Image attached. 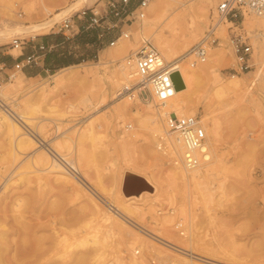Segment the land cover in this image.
I'll use <instances>...</instances> for the list:
<instances>
[{
	"label": "rangeland",
	"instance_id": "1",
	"mask_svg": "<svg viewBox=\"0 0 264 264\" xmlns=\"http://www.w3.org/2000/svg\"><path fill=\"white\" fill-rule=\"evenodd\" d=\"M73 1L0 0V30L45 21ZM204 1L207 0H153L155 5L146 9L144 22L125 23L114 18L116 25L101 38L98 37L104 32L101 28H88L69 40L55 33L63 19L73 16L76 21L81 9H94L98 16L105 13L107 0H86L45 32L9 33L0 38V50L14 56L20 49L13 48V38H18L24 48L34 36L58 40L49 66L15 71L14 61L0 65V92L5 96L0 97L3 101L0 104H5L0 106V113L19 128L18 132L7 133L0 123V215L8 214V225L16 224L12 216L18 212L15 213L16 197H26L25 208L20 207L25 220L30 224L37 219L44 222L36 228V235L50 236L51 221L56 219L63 224L66 235V238L62 235L63 243L67 246L76 242L75 238L67 237L68 233L77 234L83 223L92 219L96 235L106 243L104 260L120 258L126 262L129 256H134L142 258V264H264V51L258 49L246 24V20L259 16L244 12L234 20L227 19L223 24L226 37L221 38L217 30L213 35L218 39L212 46L225 52L215 74L210 72L197 78L189 73L190 85L184 101L189 107L193 105L192 114L201 117L206 135L218 148L216 160L211 164H204L207 160L202 162V168L197 170L207 172L202 176L196 172L193 181L191 172L188 182L169 180L174 165L169 156L157 149L162 133L153 138L146 117L149 111L160 125L153 102L121 99L123 96L109 100L103 91L104 80L119 74V64L137 48L142 35L154 45L152 32L168 35L171 48L170 59L164 57L166 61L187 53L215 22L217 0H211L206 15L196 7ZM27 6L34 8L33 14L25 12ZM189 21L195 23L196 30H185ZM121 30L130 33L127 39L134 45L114 52L116 42L109 45L108 41ZM236 33L251 44L244 62L238 59L240 54L232 44ZM263 36L260 35L264 43ZM211 54L210 48L203 63L209 61ZM189 60L181 66L189 68ZM198 66L192 67L197 71ZM190 68L188 72H193ZM231 75L242 81L240 91L215 93L218 80H231ZM16 79L18 84L13 83ZM123 83L124 79H118L119 85ZM123 101L127 103L122 109ZM212 125H216V134L212 133ZM207 150L210 161L213 152ZM52 160L65 169L59 171L52 166ZM127 170L141 176L144 173L158 184L155 196L147 194L140 200H126L119 182L122 172ZM107 200L120 207L127 202L125 206L130 209L118 211L110 206L111 209L105 204ZM129 201L135 204L132 206ZM100 206L109 216L105 220L100 218ZM11 237L16 240L19 233ZM53 257L50 259L48 254L42 263L66 264Z\"/></svg>",
	"mask_w": 264,
	"mask_h": 264
},
{
	"label": "bare ground",
	"instance_id": "2",
	"mask_svg": "<svg viewBox=\"0 0 264 264\" xmlns=\"http://www.w3.org/2000/svg\"><path fill=\"white\" fill-rule=\"evenodd\" d=\"M85 1L86 0H74L71 4H69L68 6L62 8L56 14H54L53 16H51L50 18H48L45 21L38 22V23H33V24L17 25V26H14V27L2 29V30H0V38H3L4 37V34H9V33H24V34L25 33H33L34 34V33H38V32H45L51 26H53L56 22H58L62 17H64L68 13H70L74 8L78 7L79 5L84 4ZM154 5H155V3L154 2H151L150 5L147 7L148 10H150ZM196 5H197V2H196ZM210 5H211V0H207V1H204L203 3H199V5H197L196 7H197L198 11L201 12V14L202 13L204 14L205 12H207L206 10L208 9V7ZM44 8H45V6H44ZM45 9H47V8H45ZM33 11H34V8H32V6H27V8L25 9V12L27 14L32 13ZM194 11H195V9H194ZM205 15H206V13H205ZM256 16H259V17L258 18H253V19L246 20V24L248 25V27L252 31L250 33L252 35V38H253L256 46L258 47V49L261 52H263L264 51V43L261 40L260 35L261 34L264 35V15H256ZM145 19L146 18L142 19L143 22H144ZM224 22H227V20H221V21L218 20L216 22V29H215V30L218 31L219 35L223 39L226 37L224 35V25H223ZM188 23L189 24L186 26V29H185L187 32H191L192 30H196L197 29V26L195 25V23H193V25L190 24V21ZM172 31H174V29ZM214 32H216V31H214ZM152 34L155 35V39L154 40L156 41V45L159 46L160 53L163 56V58L164 57H166V58L169 57V59H170V53H169V51H170L171 45H170V39L168 38V35L166 33L156 34L155 32H152ZM130 45H134V42L131 39H125V40H120L119 39L116 42V46L112 48V51H114V52H117V51H125L128 48V46H130ZM211 50H212V54H211L212 56H210L209 61L207 63H199V66L197 67L198 69L196 68L197 71L195 70V67L193 68L192 66H189V68L190 67L193 68V72L192 71L188 72V69H189L188 66H186L188 69L186 67H183V65L181 66V63L182 62H186L187 60H189L191 58L190 52L185 53L180 58H176V59H172V60H169L168 61V62H172L173 65H174V68H175L174 69V76H173V81H174V85H175V93H174V96L172 98H170L169 100H167L161 106L158 107V106H156L154 104L155 110L158 113V115L160 117V120H161L160 125L158 124L159 122L156 124V119H155L154 115L152 116L149 111H147V113H146L147 114L146 117H147L149 123L151 124V126H150V132H151L153 138H158V136H159L160 133H162V135H164V131H165L164 118L168 115V112L170 110H173L177 114H180V115L187 114V113H189V114H192L193 113V110L190 109V107L193 106V105L190 104V107H189L188 106V103L184 101V99L187 97L186 96V92H187L188 85H190V84H188V82H189V73H190V75L198 78V75H203V74H207V73H210V72H214L215 71V69L220 65L221 60H222V57H223V54L225 52L223 53V51H221V48H219L216 45L215 46H212L211 47ZM261 55H263V54H261ZM189 62H190V60L188 61V65H190ZM191 68H190V70H191ZM112 74H114V73H112ZM214 74H215V72H214ZM120 78L121 79H124V83L121 84V85L118 84V79H120ZM14 79H15V77H14ZM230 79L231 80H228V81H225V82H223V81L220 82V80H218V84L216 86L215 93H217L219 95L220 94L222 95L223 93H225L228 90H233L235 92H239L240 89H241V87H242L241 86L242 85L241 84L242 81L240 82V79H238V76H236V75H231V78ZM18 80L19 79L14 80L13 83L14 84H18L19 83ZM135 80H136V75H135V72H134L133 67H128V66L125 65L124 62H122L121 64H119V74L115 78H114V76H111L110 75V76H108L106 78V80H104V83H103V86H104L103 87V91H104V93L107 96H109V100H112L113 98H117L119 96L118 95L119 94V89L121 88L122 85H124V84L125 85H128V86L129 85H132L135 82ZM14 88L16 89V87H14ZM3 93L0 92V97L1 98L4 96ZM187 95H188V92H187ZM126 97L127 96H125V97L123 96L122 98L121 97L120 98L121 99H125ZM1 98H0V101L3 102L1 100ZM126 103L127 102H124L123 101V104L121 103L120 108L123 109V106ZM2 105H5V104L3 103ZM2 105L0 104V106H2ZM0 123H3V125L6 127L7 133H10V132L13 133V132H18L19 131L18 126L15 123L9 121L4 116V114H1V113H0ZM212 127H213L212 128V133L213 134H216L217 133L216 125H212ZM162 135L160 134V136H162ZM213 138H214V136H213ZM32 140H34V139H32ZM158 140H159V138H158ZM167 143L175 146V148L178 150V153L179 154L182 153L183 146L179 142H177L176 139L173 136H168L167 137ZM17 144H18V142H17ZM214 145L215 144H213L211 142V140L207 136V140H206V150H207V148H209L210 150L212 149L211 151L213 152V159H211L209 161V158H210L209 153L210 152L208 150V153H207L208 160L206 162L204 161L205 162L204 164H211L212 162H214L216 160V156H217L216 155V151H217L218 148L216 146H214ZM51 159H54V158H51ZM51 164L55 168H59V171L61 169H63L62 166L59 165L54 160H52V163ZM201 166H203V163L200 164L199 166H197L196 168L191 169V170H185V169H183V168H181L179 166H173V168L171 169L170 174L168 175V178H169V180H171V179H173V180L174 179H181V180H185V182H188L186 180H188V178H189V175L188 174L190 172H191L190 173V178L191 179L194 178L197 173L198 174H201V176H202V175H204L207 172L206 170L205 171H202L200 173L197 172V170H199V168ZM53 170H58V169H53ZM140 172H142V171H140ZM144 172H147V171H144ZM65 173H66V171H65ZM61 176H63V175H61ZM142 176L150 184V189L149 190H143V191H141L138 194L124 196V198L126 200H132V201L134 199L140 200V199H142L147 194L150 195V196H153V195L155 196V194L158 192V186H157L158 184L156 185L155 183H153L152 182L153 180L151 181L147 176L144 175V173H143ZM122 179H123V172H122V176H121V179H120V182H119V190L121 189ZM151 179H153V176H152ZM192 181H193V179H192ZM165 182H168V181H165ZM180 182H182V181H180ZM37 192L39 194V191H37ZM31 193L32 192H30L29 194L31 195ZM8 197H10V196H8ZM17 197H16V200L14 201V205L17 208L16 211H15V213L17 211L18 212H17V214H15L16 216L15 215H12L14 217L13 219H15V220H13V219L12 220L13 221H16V224L14 222V224L8 225V219H7L8 214H6L5 212L0 215V264H43L42 263V260L44 262V258L47 257L48 254H50V259H51V255H54V257L57 256L58 259H60L61 261H64L66 264H142V261H143L142 258H137V257H134V256H129L126 262L125 261H122V259H120V258L119 259L117 258V260H110V259L104 260L102 258V255H103V251H104L103 249H104V246H105L106 243L104 242V240H100L99 239V236L96 235V231L97 230L96 229L95 230L93 229L94 227L91 224L92 219H88V221H85V223H83V226L80 228V230H78V231L75 230L76 233H77L75 235H77V236H75V235L71 236V234L69 235V233H68L69 236L67 235V237H69V239L73 237L76 240L75 243H74V241H71V242H73V244L70 243V242H68V243H70V246H67L66 244L63 243L65 241L64 238H66L65 237L66 235L63 234L64 233V230H63L64 227H62V225H63L62 222L61 221H57L56 219H53L51 221V224L53 226L52 227V231L53 232H51V235L50 236H39V235H36V232H37L36 228H39L40 226L44 225V224H42L43 221L40 222V219H39V221L37 219V221H35V223H32V224H30V222L28 223L27 220H25V214L22 211L23 209L20 208L23 205L25 206V204L27 203V202L24 203V200H26L25 199L26 197L25 198H21V197H18L17 198ZM118 198H119V196H118ZM120 198H119V200H120V202H122ZM14 199L15 198H13V200ZM31 199L33 200V198H31ZM13 200L11 202H13ZM5 201H6V199H5ZM132 201H129L131 205H132ZM104 202H105V200H103V203ZM108 203H105L107 205V207L111 208L113 206L118 211H120V209L121 210H124V211H127V210L130 209V207H126L125 206V205L128 206L129 203L127 204V202L124 205L121 204V207L120 206H116V205H119L117 203L115 205L113 203H111L110 201H108ZM14 205H10V206H13L14 207ZM42 206H44V205H42ZM3 207H4V209H6L5 205ZM13 207L10 208V210H12V212L14 210ZM134 208H135V206H134ZM2 210H3V208H2ZM94 210H95V208H94ZM99 210L101 211V213L99 211L100 218L101 219H104V218H108L109 217L105 212H102L103 209H102L101 206L99 207ZM120 213H122V212H120ZM122 214H124V213H122ZM39 215H41V213ZM44 215H46V214H44ZM44 215L42 217H44ZM32 216H35V215L32 214ZM51 217H52V215H51ZM153 217L155 219H158L157 217H155V215H153ZM19 218H21V219H19ZM61 218H63V217H61ZM47 219H49V218L47 217L45 220H47ZM163 220L165 221V219H163ZM163 220H162V222L160 220L161 224L162 223L164 224V221ZM13 221H11V222H13ZM65 221L67 222L66 219H65ZM170 221L171 220L169 219V222ZM68 223H70L69 220H68ZM57 224L60 225V226L59 227H56ZM80 226H81V224H80ZM76 227H79V226H76ZM92 229L94 231H92ZM70 232L72 233V231H70ZM17 233H19V238L16 239V240L13 238L14 240H11L12 239L11 236L13 234H17ZM74 233L75 232L73 231L72 234H74ZM105 234L107 235L108 232H105ZM62 235H64V238L62 237ZM10 237H11V239H10ZM17 237H18V235H17ZM188 243H190V245H193V243L191 241L188 242ZM119 244H120V242H119ZM121 246H123V245H121ZM196 247H197V245H196ZM129 248H131V246ZM189 248H191V246ZM199 249H202V248H199ZM99 250H101V251L98 252ZM133 250L136 251L135 249H133ZM48 262H49V259H48Z\"/></svg>",
	"mask_w": 264,
	"mask_h": 264
},
{
	"label": "built area",
	"instance_id": "3",
	"mask_svg": "<svg viewBox=\"0 0 264 264\" xmlns=\"http://www.w3.org/2000/svg\"><path fill=\"white\" fill-rule=\"evenodd\" d=\"M152 1L107 0L106 11L103 15L98 16L94 9H81L76 15V21L73 16L63 19L55 33H61L65 40H69L88 28H101L104 31L98 36L101 38L116 25L114 18L125 23L141 21ZM214 12L215 22L209 25L200 40L188 51L191 56L190 66L206 60L209 49L218 39L213 36L218 20H234L244 12L264 15V0H217ZM129 36L128 31L121 30L117 36L108 41V44L113 45L119 38L127 39ZM12 43L13 48L22 50V42L18 38H13ZM232 44L235 52L240 54L238 59L244 62V57L250 52L251 44L246 42L240 33L232 36ZM57 45V43H40L33 47L32 52L20 54L21 58L14 62V70L38 66L42 57L53 51ZM123 62L126 66L133 67L136 80L132 85H122L119 89V96L153 102L158 107L174 96L175 85L172 78L174 65L163 58L149 37L142 35L137 48L129 52ZM127 126L131 127L129 124ZM164 126V135L159 137L157 149L169 156L170 163L185 170H191L208 160L206 129L200 116L197 114L180 115L170 110L164 118ZM168 136H173L183 146L181 154L175 146L167 143Z\"/></svg>",
	"mask_w": 264,
	"mask_h": 264
},
{
	"label": "crops",
	"instance_id": "4",
	"mask_svg": "<svg viewBox=\"0 0 264 264\" xmlns=\"http://www.w3.org/2000/svg\"><path fill=\"white\" fill-rule=\"evenodd\" d=\"M40 43H57L58 44V40H57V37L53 38V37H48V36L47 37L46 36L45 37L44 36L43 37L34 36V37H32L30 39L29 46L26 47V48H24V46H22V50L16 56L10 54L8 51H1L0 50V65L7 66L9 61H14L15 62L16 60L21 58L20 54H28V53L32 52L33 47L38 45V44H40ZM23 49H25V50L23 51ZM4 53H7L9 56H3ZM54 54H55V52H52V51L47 53L45 56L42 57V60L39 62L38 66H33V67L43 68L46 65L49 66L50 63H48V62L53 59V57L55 56ZM26 68H28V67H26ZM45 69L48 70L47 68H45Z\"/></svg>",
	"mask_w": 264,
	"mask_h": 264
},
{
	"label": "water",
	"instance_id": "5",
	"mask_svg": "<svg viewBox=\"0 0 264 264\" xmlns=\"http://www.w3.org/2000/svg\"><path fill=\"white\" fill-rule=\"evenodd\" d=\"M174 73L172 75V78ZM150 184L146 181V179L132 171H125L123 174L121 190L125 196L138 194L143 190H149Z\"/></svg>",
	"mask_w": 264,
	"mask_h": 264
}]
</instances>
